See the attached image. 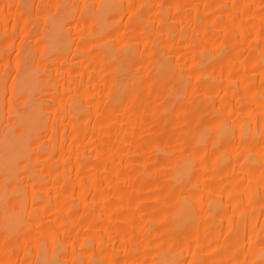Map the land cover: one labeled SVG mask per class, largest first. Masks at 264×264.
<instances>
[{
	"label": "bare ground",
	"instance_id": "bare-ground-1",
	"mask_svg": "<svg viewBox=\"0 0 264 264\" xmlns=\"http://www.w3.org/2000/svg\"><path fill=\"white\" fill-rule=\"evenodd\" d=\"M0 264H264V0H0Z\"/></svg>",
	"mask_w": 264,
	"mask_h": 264
}]
</instances>
